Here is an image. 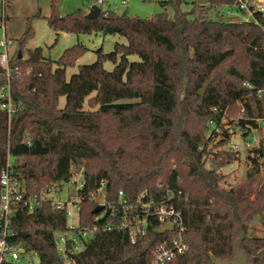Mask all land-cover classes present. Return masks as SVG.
<instances>
[{"label": "trees", "instance_id": "trees-1", "mask_svg": "<svg viewBox=\"0 0 264 264\" xmlns=\"http://www.w3.org/2000/svg\"><path fill=\"white\" fill-rule=\"evenodd\" d=\"M182 1L173 0L174 17L168 11L141 18L108 9L90 19L83 9L60 14L54 0L45 17L52 30L127 39L112 52L98 50L97 60L79 65L70 79L67 67L85 47L67 48L56 66L40 47L24 59L23 49L35 34L27 19L19 39L21 57L11 66L31 71L11 79L16 103L11 119L0 111V174L8 152L29 193L59 189L82 173L75 229L98 226L81 251L65 257L57 250L56 234L69 229L67 209H57L49 200L34 212L21 209L14 239L37 255L39 264H154L152 250L163 237L154 227L135 244L128 229H101L121 221L120 190L129 203L147 193L171 197L181 209L189 250L165 264L234 260L239 224L246 232L241 249L248 262L264 264V236L250 233L255 221L264 230V137L260 134L259 144L247 150L251 166L245 179L230 183L221 171L240 158L239 150L225 148L230 126L237 124L244 138L253 129L262 131L264 14H256L257 22L233 23L219 10L233 0L194 1L189 11L180 9ZM134 54L140 61L130 63L128 56ZM106 61L115 64L113 70L105 69ZM5 83L0 67V88ZM62 96L66 103L60 107ZM84 102L90 109L83 108ZM236 103L241 118L222 124L225 111ZM218 128L225 138L217 140ZM101 180L115 215L95 212L93 196Z\"/></svg>", "mask_w": 264, "mask_h": 264}, {"label": "built area", "instance_id": "built-area-1", "mask_svg": "<svg viewBox=\"0 0 264 264\" xmlns=\"http://www.w3.org/2000/svg\"><path fill=\"white\" fill-rule=\"evenodd\" d=\"M105 1L106 0H95V4L100 6L103 10L102 6ZM127 2V0H122L123 5H126ZM219 10L224 15V19L227 22H257L256 14H264V0H233L232 4H226ZM8 44L9 42L7 39L0 41V46L5 49L4 52L0 53V67L6 78V83L0 88V111H4L10 120L16 111V103L12 95L11 79L15 75H20L22 70L19 66H11L12 60L9 58L7 50ZM244 85L252 87L247 82H245ZM239 118H241V116H239L238 119ZM260 122L264 123V119ZM261 129L264 134V126L261 127ZM228 131L230 137L227 138L225 148L234 151L240 149V144L234 142L232 139V136L237 131H239L240 136L242 135L240 127L234 124L229 127ZM221 138H225V136L222 134ZM259 142L260 136L253 137L252 141L245 140L242 147L249 150L257 146H254V143L259 144ZM14 171V158L8 152L5 165L0 174V264H5L7 262L19 264L20 259L29 254L21 242L14 239L16 232L13 229V225L21 209L34 212L47 200L57 209H67L69 203H74L79 209V191L85 184L83 174L79 173L64 183L59 189L53 187L41 193H29L26 186L19 181ZM65 184L69 186L66 194L68 199L66 201L50 197V194L63 190ZM105 186L106 181L101 180L93 198L98 206H102V214L100 216H103V213L107 210H110L112 214L115 215V207L105 200ZM118 194L119 205L122 207L121 221L116 226L111 224L102 225V230L111 231L114 228L128 229L130 242L135 244L147 236L151 226L154 227L155 232L156 229L162 228L165 225H172L173 227L171 230H166L164 233L158 234L163 237L155 244L152 250V262L154 264H165L185 254L189 250V246L184 238L186 227L183 222L182 211L174 204L171 197L166 198L163 196L161 198H155L153 196L149 197L147 193H144V198L139 199V202L133 204L129 203V200L125 198L123 190H120ZM97 196H102L101 200H97ZM100 216H95V220H98ZM97 231V225H94L92 228L78 230L79 242L71 240L66 236H60L56 239L58 252L68 257L69 254H75L81 251L85 243ZM68 246L70 247L68 248Z\"/></svg>", "mask_w": 264, "mask_h": 264}, {"label": "rangeland", "instance_id": "rangeland-1", "mask_svg": "<svg viewBox=\"0 0 264 264\" xmlns=\"http://www.w3.org/2000/svg\"><path fill=\"white\" fill-rule=\"evenodd\" d=\"M54 0H0V41L7 39L9 58L15 59L20 53L19 39L24 33L26 21L31 18L34 28L33 39L24 47L22 57H28L29 50L42 48L43 55L46 59H50L56 66V61L62 56L67 48L74 45H82L85 50L78 56L73 66L67 67V79L78 72V66L83 64H91L98 58V50L104 53H109L114 50L116 43L127 44L126 37L119 34H103L101 32L93 33H71V32H56L52 30L46 21V18L52 11V3ZM127 4L123 5L122 0H106L103 4V10L111 9L119 14L126 12L130 16H139L141 18H151L159 12L168 11L171 17L175 16L173 0H127ZM196 0H183L180 4L182 11H189L192 8L193 2ZM95 0H55L56 9L60 14L65 15L73 11L83 9L89 10ZM214 11L211 15H214ZM40 14L41 16H37ZM2 19V20H1ZM4 47L0 46V53L4 52ZM129 62L140 61L138 55L128 56ZM104 67L107 70H113L115 64L111 61L104 62ZM25 74H29L30 67L22 69ZM66 103V97L62 96L59 101L60 107ZM84 109H90L87 102H84ZM96 108V107H95ZM241 116L239 104L230 106L225 111V117L222 119V124H227L229 121H235ZM264 123L261 122V127ZM217 140L222 137V128H218ZM264 136L263 131L253 129L246 138L239 135V131L232 136L234 142L240 144V158L232 164L227 165L221 171L227 175V181L233 183L237 180L246 178V172L251 166V161L247 157V150L242 147L245 140H253V137ZM221 136V137H220ZM258 143H254V146ZM211 146V145H210ZM224 147V146H222ZM220 147V148H222ZM219 148V149H220ZM263 172H261V175ZM63 190L57 193L50 194V197L62 199L66 201L68 184L64 185ZM102 196H97V200H101ZM67 226L68 230L57 233L56 237L66 236L71 240L79 242V234L75 229L79 226V209L74 203L67 205ZM250 233L255 236H264V230L259 221H255L250 228ZM59 244V243H58ZM19 264H39V257L33 253L22 257Z\"/></svg>", "mask_w": 264, "mask_h": 264}, {"label": "water", "instance_id": "water-1", "mask_svg": "<svg viewBox=\"0 0 264 264\" xmlns=\"http://www.w3.org/2000/svg\"><path fill=\"white\" fill-rule=\"evenodd\" d=\"M213 0H196V2L200 5H206L209 4L210 2H212ZM102 9L100 6L94 4L91 6V8L89 9V11L86 14L87 18L93 19V18H97L101 15ZM19 57H21V53H19ZM208 83L205 84L200 90H199V94L203 95L208 87ZM102 206L99 205L97 206V208L95 209V212H99L101 211ZM172 225H165L162 228H158L155 230V232L157 234H162L164 233L166 230H171L172 229ZM238 233H239V238L237 240L236 243V247H235V251H236V255L234 260H221V259H213V263L214 264H253V263H249L248 259L246 257V255L244 254V252L241 249V244L242 241L245 237V230L242 228L241 224H239V229H238ZM21 238H25L26 237V233H19L18 234Z\"/></svg>", "mask_w": 264, "mask_h": 264}, {"label": "crops", "instance_id": "crops-1", "mask_svg": "<svg viewBox=\"0 0 264 264\" xmlns=\"http://www.w3.org/2000/svg\"><path fill=\"white\" fill-rule=\"evenodd\" d=\"M89 10H86V12H88Z\"/></svg>", "mask_w": 264, "mask_h": 264}]
</instances>
